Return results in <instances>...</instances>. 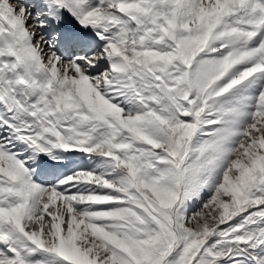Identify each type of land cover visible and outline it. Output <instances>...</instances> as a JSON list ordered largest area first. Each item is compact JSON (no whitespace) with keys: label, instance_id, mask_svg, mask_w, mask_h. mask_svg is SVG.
Instances as JSON below:
<instances>
[{"label":"snow or ice","instance_id":"6c2138e0","mask_svg":"<svg viewBox=\"0 0 264 264\" xmlns=\"http://www.w3.org/2000/svg\"><path fill=\"white\" fill-rule=\"evenodd\" d=\"M0 264H264V0H0Z\"/></svg>","mask_w":264,"mask_h":264}]
</instances>
